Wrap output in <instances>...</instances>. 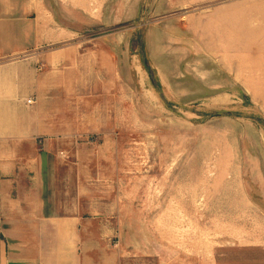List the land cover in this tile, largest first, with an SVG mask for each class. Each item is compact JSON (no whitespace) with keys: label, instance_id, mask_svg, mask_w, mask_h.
<instances>
[{"label":"rangeland","instance_id":"374dc122","mask_svg":"<svg viewBox=\"0 0 264 264\" xmlns=\"http://www.w3.org/2000/svg\"><path fill=\"white\" fill-rule=\"evenodd\" d=\"M38 1L60 39L38 51L76 48L35 66L54 97L39 194L114 227L62 255L264 264V0Z\"/></svg>","mask_w":264,"mask_h":264},{"label":"crops","instance_id":"0c3cea01","mask_svg":"<svg viewBox=\"0 0 264 264\" xmlns=\"http://www.w3.org/2000/svg\"><path fill=\"white\" fill-rule=\"evenodd\" d=\"M39 4L0 0V264H75L62 251L74 253L78 243L85 251L114 228L107 221L77 214L62 217L54 199L50 201L54 189L47 193L51 206L44 193L39 194L45 157L37 140L46 131V115H53L47 102L54 97L43 90L51 75L39 74L35 66L40 61L50 67L67 66L76 59L71 45L38 51L60 40L51 21L40 19ZM30 51L37 53L21 58Z\"/></svg>","mask_w":264,"mask_h":264},{"label":"built area","instance_id":"2783aa9c","mask_svg":"<svg viewBox=\"0 0 264 264\" xmlns=\"http://www.w3.org/2000/svg\"><path fill=\"white\" fill-rule=\"evenodd\" d=\"M30 103H31V100H28V101H27V104H30Z\"/></svg>","mask_w":264,"mask_h":264}]
</instances>
